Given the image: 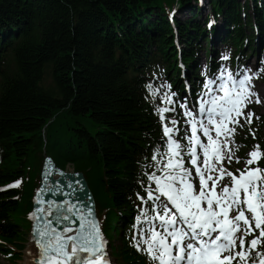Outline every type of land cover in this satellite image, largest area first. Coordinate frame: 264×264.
<instances>
[{
	"label": "trees",
	"instance_id": "obj_1",
	"mask_svg": "<svg viewBox=\"0 0 264 264\" xmlns=\"http://www.w3.org/2000/svg\"><path fill=\"white\" fill-rule=\"evenodd\" d=\"M188 1L0 0V185L30 168L31 148L45 145L61 168L72 162L93 174L95 159L102 158L119 176L117 183H96L103 230L110 236L119 221H128L131 183L143 157L137 143L148 151L158 129L146 104L145 74L155 59L166 72L178 71L175 29L184 60L207 38L192 21L193 6L183 25L174 16L173 26L164 18L173 6L192 5ZM261 2L246 0L240 8L238 0H209L211 22H224L225 43L239 45L244 29L261 27ZM259 145L264 150V141ZM13 194H4L7 201L0 205V235L7 240L18 235L9 219L14 210L24 218L25 205L19 210L9 201ZM119 241L115 256L123 264L148 262L128 246L123 231Z\"/></svg>",
	"mask_w": 264,
	"mask_h": 264
},
{
	"label": "snow or ice",
	"instance_id": "obj_2",
	"mask_svg": "<svg viewBox=\"0 0 264 264\" xmlns=\"http://www.w3.org/2000/svg\"><path fill=\"white\" fill-rule=\"evenodd\" d=\"M217 79L220 83L216 88L212 87L216 79L205 81L204 87L213 94L208 99H200L198 109L196 106L189 109L186 99L180 103L184 115L190 118L187 123L191 126V135L186 136L187 145L173 136L174 132H179L174 127L176 119L171 120L173 127L163 124L166 150H157L152 156L154 164L151 166L157 171L147 173L149 181L155 185L147 189V198L152 201L151 211L155 214L152 220H158L159 225L150 224L147 233H141L144 238L134 245L147 254L150 264H248L251 254L264 244V169L258 166L264 159V150L255 145L245 160L246 167L236 170L239 175L225 166V161L240 163L231 145L237 127L243 126L241 119L251 124L253 113L245 115L244 109L257 94L252 92L251 76L246 73L229 72L227 80L223 75ZM147 87L152 96H156L157 90L151 84ZM174 96L176 93H165V102L174 103ZM256 102H259L258 95ZM169 111L175 109H157L162 123L166 120L164 113ZM202 114L207 123L197 119V115ZM198 131L206 137L207 143ZM185 147L192 168L185 166ZM254 164L257 166L251 167ZM226 179L228 183L224 182ZM19 184L17 181L8 187ZM47 204V209L39 208L30 216L34 220H39L37 213L52 216L55 208L57 222L61 218L67 221L69 216L62 211L65 207L75 215V206L68 200L59 204L50 200ZM78 219L79 229L75 231L71 227L57 231L47 218L43 224L35 225L33 238L39 248L37 264H110L98 222L82 214ZM136 219L139 223L141 217ZM249 236L253 238L247 241ZM256 255L258 264H264V252L256 251ZM252 264L257 261L253 260Z\"/></svg>",
	"mask_w": 264,
	"mask_h": 264
},
{
	"label": "rangeland",
	"instance_id": "obj_3",
	"mask_svg": "<svg viewBox=\"0 0 264 264\" xmlns=\"http://www.w3.org/2000/svg\"><path fill=\"white\" fill-rule=\"evenodd\" d=\"M241 1L243 2V0H241ZM186 15H187V12H186V11H181V14L178 15V16H179L180 18H185ZM219 47H220V46H219ZM198 61L200 62L199 65L201 66V64H202L201 62L204 61L203 56H200L199 59H198ZM260 82H261V81H260ZM258 93H263V94H264V83L259 85ZM256 101H257V100H256ZM256 101H254V103H256V104H260L261 107H262V108H259V109H258V112H259V114H261V116H263V118H264V102H263L262 100H259V102H256ZM243 122H244V119L241 120V123H243ZM67 171H69V172L73 171V169L71 168V166H68V167H67ZM20 236H21V237H20V245H18V246L20 247L22 253L18 254L17 257L19 258V260H17V262H15L14 264H22V262H23L22 258H23V256H24V254L27 253V249H26V248H27V246H28V234L26 235L25 233H23V234H21ZM111 244H117V241H116L115 238H114V241H113V242H112V240H111ZM112 248L115 249L114 246H112ZM115 262H116V263H115ZM115 262H114V264H121L120 261H117V260H116ZM0 264H8V262H7V260H6L5 258H2V257L0 256Z\"/></svg>",
	"mask_w": 264,
	"mask_h": 264
},
{
	"label": "bare ground",
	"instance_id": "obj_4",
	"mask_svg": "<svg viewBox=\"0 0 264 264\" xmlns=\"http://www.w3.org/2000/svg\"><path fill=\"white\" fill-rule=\"evenodd\" d=\"M205 10V9H204ZM253 10V9H252ZM203 12V11H202ZM188 19H186L185 21H187ZM184 24V22H182V25ZM255 44V42L253 43V45ZM260 49H263V47L261 46L258 50H257V52L260 50ZM261 51V50H260ZM256 52V53H257ZM255 53V55H253V56H256V57H258L259 55L258 54H256ZM263 53V52H262ZM263 55V54H262ZM261 57V56H260ZM238 73H240L238 70H237V72H236V75L238 74ZM179 87H182V84H180L179 85ZM182 95V94H181ZM30 182H29V179L28 178H25L23 181H22V184L23 185H25V184H29ZM30 246H32V244L30 245ZM22 260H23V262H22V264H33V261H32V259L30 258V254H29V252H27V253H25L24 254V256H23V258H22Z\"/></svg>",
	"mask_w": 264,
	"mask_h": 264
},
{
	"label": "water",
	"instance_id": "obj_5",
	"mask_svg": "<svg viewBox=\"0 0 264 264\" xmlns=\"http://www.w3.org/2000/svg\"><path fill=\"white\" fill-rule=\"evenodd\" d=\"M89 199H90L89 197L86 198V200L84 202L85 205L88 203L87 201H89ZM54 220H55V218H54ZM39 223L40 224L44 223L42 218H39ZM53 223L55 224V221H53ZM53 226H55V225H53ZM32 245H33L34 251L38 253L39 252V248L37 247V245H36L34 240H33V244Z\"/></svg>",
	"mask_w": 264,
	"mask_h": 264
}]
</instances>
